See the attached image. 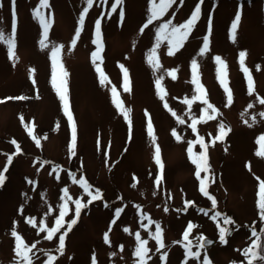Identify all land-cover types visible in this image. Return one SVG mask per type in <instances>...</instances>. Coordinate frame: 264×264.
Segmentation results:
<instances>
[{"label": "rangeland", "instance_id": "1", "mask_svg": "<svg viewBox=\"0 0 264 264\" xmlns=\"http://www.w3.org/2000/svg\"><path fill=\"white\" fill-rule=\"evenodd\" d=\"M39 2L0 0V33L5 37L0 40V171L7 166L0 185V264H16L18 259L13 230L24 244L35 245L32 264H45L49 255L55 258L52 264H93V258L95 264H139L134 252L140 241L148 249L146 264H203L205 254L211 264H264L259 258L264 252V220L257 206L259 185L264 182V156L257 154L264 143L258 142L264 137L260 102L264 100V0H203L199 20L171 55L168 36L158 29L171 21L166 30L170 33L173 25L185 22L197 0H174L143 32L149 0H122L115 11V0H93L82 24L86 0H48L40 10L42 18L50 21L46 47L40 44L43 27L33 12ZM237 12L240 19L233 39ZM97 19L99 45L94 42ZM205 36L209 46L201 55ZM9 37L14 39L11 57ZM57 46L54 63L52 52ZM242 51L251 94L242 70ZM217 56L225 65L230 102L218 77ZM193 59L204 99L215 112L203 99H193L198 95L192 83ZM97 66L106 77L104 84ZM61 67L67 73L63 79L72 122L56 90ZM158 77H163L161 90L155 83ZM15 97L26 99H10ZM114 100L120 102L119 108ZM126 110L129 120L123 115ZM209 115L214 118L208 119ZM73 125L75 155L69 151ZM221 125L227 134L217 140ZM189 141L193 157L206 153L209 171L201 172L200 179L209 177L207 191L216 201L215 208L200 191ZM157 148L162 169L155 161ZM82 174L92 194L100 190L101 199L88 203L90 196L79 183ZM64 189L70 199H62ZM76 200L88 204L78 217ZM61 204L68 209L63 227L46 240L47 230L56 227ZM117 209H122L119 215ZM216 212L221 216L213 219ZM223 216L233 223L224 225ZM73 219L76 223L69 230L67 224ZM41 220L45 231L40 230ZM189 223L193 227L185 241ZM157 225L163 247L154 238ZM220 227L232 229L226 243L219 240ZM202 235L215 243L198 248ZM186 243L200 255L185 257ZM246 249L257 257L245 256Z\"/></svg>", "mask_w": 264, "mask_h": 264}, {"label": "snow or ice", "instance_id": "2", "mask_svg": "<svg viewBox=\"0 0 264 264\" xmlns=\"http://www.w3.org/2000/svg\"><path fill=\"white\" fill-rule=\"evenodd\" d=\"M15 2V0H13V3ZM122 2V0H115V3L112 4V10L115 11L117 4H120ZM174 2V0H149V16H148V21L147 23L141 28V32H143L144 28H147L149 24L152 23L153 20L159 18L160 16H163L164 13L168 10V8L171 6V4ZM203 3V0H197V3L195 4L189 18L183 22L182 24L175 26L173 25L171 27V31L170 33H167L166 30L168 29L169 25L171 24V21H168L165 24H162L160 26V28L158 29V32L161 34H166L168 36V40H169V54H173V49L178 50L182 45L183 42L188 38L189 33L192 31L193 27L196 25V22L199 20L200 18V13H201V4ZM86 4L87 7H85L81 13H80V23L82 24L84 21V17L85 14L88 12L89 8L92 7L93 4V0H86ZM48 6V0H40L38 6L36 9L33 10L34 12V16L40 19V22L42 24L43 27V38L40 41V44L42 47H46V39H47V32H48V28L50 25V21L43 19L42 18V13H41V9L42 8H46ZM121 17L123 16V11L121 10ZM240 19V14L239 12H237V15L233 21L232 24V38L235 39V30L237 28V24L239 22ZM100 23L101 21L99 19H97L95 21V27H96V35H97V40L94 41L95 43H97L99 45V35H100ZM77 35L79 34V27L77 28ZM14 35V33H13ZM5 37L3 35V33H0V40H4ZM75 38L72 41V44H75ZM6 43L8 45V52L10 57L14 55L13 52V46H14V39L12 37H9L6 39ZM208 37L205 36L204 37V42H203V46L200 48V54L203 55L207 50H208ZM60 48L59 46H57L56 48H54L52 55L54 58V63H56L55 61V57L57 56V54L59 53ZM154 55V53H153ZM93 56L98 58L99 57V46L97 47V51L93 53ZM244 57H245V53L242 51L240 53V59H241V65H242V70L245 72L246 75V79L248 80V86H249V93L251 94L252 92V80H251V76L248 74V70L247 68L243 67V62H244ZM218 64V68H217V72H218V77L220 79V83L221 85L224 87V90L226 93H228V100L229 102L231 101V93L230 90L227 87L226 84V79H225V65L224 62L221 60L220 57H215L214 58ZM150 63H152V66L155 68L156 64L150 60ZM123 67V66H121ZM197 61L195 59L192 60V70H193V79H192V83L196 85L195 88V92L198 95H194L193 99H203L204 104L207 105V109H212L213 112H215V109L213 108V106L211 104H208L207 100L204 99L205 93H204V89L203 86L199 84L198 82V78H197ZM97 71L100 72L99 66H97ZM61 80H60V84L59 86L56 88L58 94H59V98L62 102H64V109H65V114L68 117V120L70 122H72L73 117L71 116V114H69L68 112V102H67V97H66V87H65V81L63 79V77L67 76V73L63 71V68L61 67ZM101 75V84L105 83L106 77H104V74L102 72H100ZM169 75H173L172 73H169ZM124 78H125V83H124V91L127 92L129 91V87H128V80H127V71H124ZM173 78L174 75H173ZM163 79V77H158L156 80V87L158 90H161L160 85H161V80ZM53 84L54 86L56 85V77L55 74L53 76ZM113 96H115L116 90L115 88L111 89ZM10 99H26V97H15V98H10ZM161 99H163V96H161ZM114 102L116 103V106L119 108L120 102H117L114 100ZM262 104H264V100L260 101ZM188 103H191L190 101H188ZM167 107V105H165ZM249 107H251V105H249ZM128 111L130 110H126L123 115L125 120H129L128 117ZM262 116H264V113H261ZM208 119H213L214 116L209 115L207 117ZM179 123H183V120H180ZM195 120L193 121V124L191 125L193 131H195ZM148 133L150 136H152V125L149 122L148 124ZM173 136L176 137V139L179 141L180 137L176 135L175 130H173ZM226 131H225V126L221 125L220 126V135L216 136L217 140H221L223 139L224 135H226ZM29 135H32L31 129H29ZM33 139H35V137H33ZM75 140H76V133H75V126L73 125L72 127V143L69 146V151L72 155H75ZM202 141V138H201ZM264 141V137H261L260 140L258 142ZM153 142H155L153 140ZM12 143H15V141H13ZM192 141H189V158L192 160V163L196 166V176L197 179L200 180V191L203 195L205 196H209V193L207 191V184L206 181L209 179V177L207 175H205V177L203 179H200V174L201 172L204 173H208L209 169H208V165H207V156L205 152H201L199 154V156L197 157H193L191 155L192 153ZM37 146H39V141L37 140ZM201 147L202 148H206L205 145H203V143H201ZM16 151L17 153H19L20 148L17 145L16 147ZM258 155L264 156V143L261 144V151H258L257 153ZM9 163L11 162V157L8 158ZM155 161L156 164L158 166H160V168H163V165L161 163L160 160V155H159V148L156 149V154H155ZM6 170V168H5ZM161 177L158 175L156 177L157 183H159ZM5 180V176L3 171H0V185H2L4 183ZM79 183L82 185L83 190L85 193H87L90 196V199L88 201V203H92V201H96L101 199V193L99 190L95 191V194H92V192L90 191L91 189V185L88 184L83 177H81ZM134 186V185H133ZM64 196L62 197V199L67 200L70 199V197L67 196V189H64ZM258 195V200H257V206L260 210V216L261 219L264 220V182H261L259 185V191L257 193ZM210 199H212V207L215 208L216 207V201L214 198L210 197ZM188 204L191 203V201L186 202ZM88 204H82L80 200H76L75 201V214L78 217L81 213V210L84 208H87ZM68 209H67V205L66 204H61L60 205V213L59 216L57 217V219L55 220V225L56 227L47 230V235L44 237V239L46 240H51L53 238V235L55 232L59 231V229L61 227H63V218L66 215ZM122 211V209H117L116 210V214L119 215V213ZM201 211H204L203 209H201ZM207 214V213H205ZM217 216H221V213L216 212L215 216H213V219H215ZM223 223L224 225H230L233 223V221L227 217V216H223ZM29 224H32L33 221L31 219L28 220ZM76 223V220L73 219L71 220L68 224H67V228L70 230L72 228V226ZM40 226H41V231H45L44 228V222L43 220L40 221ZM193 227V225L191 223L188 224L187 229L185 230L183 237L184 240L187 241L188 240V234L189 231L191 230V228ZM125 231H127V229H125ZM229 228L227 227H220L219 229V240L221 243H226V235L229 233ZM12 236L15 238L16 240V244H15V248L14 251L16 253V256L18 257L16 264H32V256L30 255V253L32 252V249L35 248V245H31L28 246L26 244H24L20 238V236H18L17 232L15 230L12 231ZM255 235V233H253ZM155 240L157 241V244L159 245V247H163V242L161 240V230L160 227L157 225L156 228V232H155V236H154ZM137 239L139 240V234H137ZM64 240H65V235L62 234L59 237V250L62 252L63 251V247H64ZM104 240L105 243H108V233L106 232L104 234ZM199 240L201 241V243L198 245V248H204L205 244H210L211 241L206 240L203 236L199 237ZM144 241H140L138 247L136 248L134 255L136 257L139 258V264H146L148 257V249L145 246ZM190 243V242H189ZM184 248H185V257H198L200 255V253L197 252H192L189 244L186 243L184 244ZM249 253H251L252 257L255 259L257 257V253L253 252L252 249H246L244 254L245 256L249 255ZM165 257L162 256L161 259L163 260ZM260 259L264 260V256L259 257ZM53 257L51 255L48 256L47 261L45 262V264H52L53 261ZM93 264H95V258H93ZM203 264H211V262L209 261V258L207 256V254L204 255L203 257ZM249 264H252L251 261H249Z\"/></svg>", "mask_w": 264, "mask_h": 264}, {"label": "water", "instance_id": "3", "mask_svg": "<svg viewBox=\"0 0 264 264\" xmlns=\"http://www.w3.org/2000/svg\"><path fill=\"white\" fill-rule=\"evenodd\" d=\"M206 240H208V241H211V243L210 244H205L204 246H206V245H211V244H213L214 243V240H212V239H210V238H208V237H204Z\"/></svg>", "mask_w": 264, "mask_h": 264}, {"label": "trees", "instance_id": "4", "mask_svg": "<svg viewBox=\"0 0 264 264\" xmlns=\"http://www.w3.org/2000/svg\"><path fill=\"white\" fill-rule=\"evenodd\" d=\"M261 242H262V240H261ZM261 256H264V252L261 254Z\"/></svg>", "mask_w": 264, "mask_h": 264}]
</instances>
